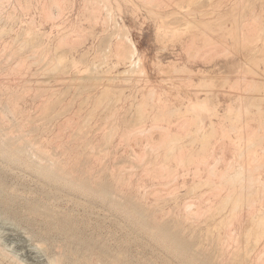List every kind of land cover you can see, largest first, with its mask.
<instances>
[{
  "label": "rangeland",
  "instance_id": "1",
  "mask_svg": "<svg viewBox=\"0 0 264 264\" xmlns=\"http://www.w3.org/2000/svg\"><path fill=\"white\" fill-rule=\"evenodd\" d=\"M40 1L41 0H8V1L0 0V5H2L0 6V25L2 26V27L0 26V32L2 31L0 33V83H1L0 84V87H1L0 88V111H1L0 113L2 115L0 114V116L1 117L3 116L4 118V119L0 118V137H1L0 138V214L1 215L0 216H2L0 219V225H1L0 226V248H1L0 249L1 250L0 251L1 252L0 253V264H5V263L9 264L10 260H11L10 264L12 263L15 264L17 261L22 264L23 263L24 264H47L49 261H51L52 257L54 260V256L57 259L56 264L57 263L62 264V262H64V264H71V263L72 264L74 263L75 264L76 263L77 264H105V263L108 264L110 259L115 258V257H120L121 261L123 260V263L121 264H167L159 257L160 254L157 252L161 251L162 249H165L163 248L162 243H164V241L170 242L168 241L169 239L166 240L165 237L163 236H160L157 234L154 235V234H151L150 232H147L146 230L147 222L143 220L139 215H134L135 212L132 210V207L131 205H129V202L126 197L125 199H123L118 196V194L114 190V187L116 185H114V187L113 186L111 187L112 189H110L109 194H104V192H101V190L99 191V185L94 184V187H95L94 188V187H90L88 185L82 184L81 180L84 176L82 175V172L84 171V168L86 171L87 166L89 165H91V167L89 166L90 168L88 170L92 169L90 172H93V173L99 172L100 169H98L97 167L100 163H102L100 164L99 168H101L102 165H103L102 166L103 168L105 165L106 171L104 169L102 170L101 168L100 170L101 175H105L107 173L112 172V170L110 169L112 168L113 171L116 170L120 172L122 170L120 173H122L124 170L123 175L125 176L127 172H128L127 175L131 176V174H133L132 180L136 179L137 177H141L143 186H140L142 188L139 187L140 189L139 193L142 194V191H144V194L146 195L145 201L151 207H154L155 198H154V195L151 196L152 195L151 193H154L155 187H159V186L155 185V180L153 179V177H152L153 180H151L150 173H154L153 170L158 171V168L155 165H151V164L148 165L149 158H153L152 151H151L152 154L149 153L152 147L147 148V149L145 148L144 150V147H148L146 145L147 142H146V139H144V137L146 136L145 134L149 135V130L151 131L150 124L152 121H142L143 122L142 124V122L138 118V115H137L138 112L136 113L138 107L137 105L135 106V104L141 101V95L142 94L145 95L151 92V90L153 89V93H154L153 101H155V90L156 91L159 90L158 91L159 95H161L163 99H166L164 104L167 103V105H169L170 107L176 106V105L184 106V102L187 101L186 98L188 99V97L190 98H193L196 96L204 97L206 94H210L214 96L216 95L217 99L220 100L218 108L221 111V113H223L226 110L227 106L230 104H234L235 106L238 105L239 100H241L239 104H241V107L243 108L244 101L246 100V98L249 101H252L253 104H259L262 108H264V89H263L264 88V77H263L264 71L262 72V69H259L264 64L263 63L259 64L258 62H255L252 58H251L252 60L250 61L249 58L245 57L246 51L249 50V47L246 49L245 48L240 49V52L244 54L241 56L242 61L240 60L241 58L238 57L237 55L236 56L222 55L223 53L227 52L226 51L227 49L230 51L233 47L231 46V44L227 45V42L225 41H224L225 43H223L222 42L223 40L220 39V35L218 32H213V31L210 32L211 30H205V28H204L205 32L206 31L210 32V33L206 32V37L209 39L210 37H212L210 39L211 41L210 40L208 41L207 38H206L207 40L202 39L203 37L201 35H200L201 37H198L199 39L194 38L193 40H191L188 35L189 33L188 34L186 33V35L184 34L183 38H178L177 36L174 37L170 32L171 29H173L172 28L173 25L168 24V23L173 22L174 20L178 19V17L181 14L176 13L177 15H179L178 17L174 13L167 14L166 16L163 13L164 11H161L162 12L161 13L159 12V9L158 10L155 9V0H153L154 2H152V0H145V1L144 0H99V1L98 0H92V1L91 0H61L63 3V4L61 3V6H62L61 9H57L58 7L56 8L54 4H52V8L50 9L51 4L49 5L48 3L47 4L44 3L45 1H41V2ZM36 2L37 3L39 2V3L36 4ZM151 2L154 4V6ZM45 4L49 6L48 10L46 9L47 14L45 12H42L43 11L42 7ZM95 6L97 9L95 8ZM18 7L21 10H18L17 9ZM49 9L51 13L49 12ZM92 9L96 11H93ZM202 9L203 8H200L199 10L201 11ZM58 10L59 11L61 10V12H59ZM205 10H207V8L203 9L202 12H204ZM9 12L10 14H8ZM90 12L91 13L93 12L94 14L92 13L91 15ZM192 13L193 14H191V16L190 14L187 16L186 15L184 16L186 18H192L196 12L193 11ZM49 14H52L53 16L50 15L52 16L50 17ZM199 15H202V14L199 13ZM199 15L197 12L195 17ZM208 15L205 14L204 15L205 17L203 16L202 19L204 18V20L206 21L211 20V19H207ZM224 15L227 16V13H225ZM217 16H222V15L218 14ZM228 16H231V14L228 13ZM48 18L50 19L47 20ZM208 18H212V16ZM161 21H163L164 23ZM116 26L118 27V29ZM121 30H122L121 34L123 33V31L125 32V34L127 33L126 35L132 38V40L135 42L138 48V54L142 58L141 59L142 61L140 60L141 65L139 66L141 67L144 66L142 68L143 70L141 68L140 70H138L137 68V72L143 71L141 74L140 72L139 73L126 72V70L124 69H126L128 65L125 64L123 61H121L120 56L116 54L118 52L116 50H113L115 47L114 44H116V40L122 41V43L125 44L123 39L122 40H120L119 38L117 39ZM192 30L196 34L199 33L198 29H192ZM43 32L46 35H44ZM39 34H41L43 37L40 36ZM17 35L18 37L19 36L22 37V39H24L25 37L24 42L27 41V38L31 37L32 39V42H31L32 45L30 47H27L25 50H23L22 53L20 52L19 48H17L19 51H17L16 49L17 45L15 44H16ZM18 37H17V40H18ZM63 37L64 39L61 40L60 38H63ZM40 39L42 40V42ZM75 39H78V40H75ZM81 39L83 40V42L81 41ZM20 41L21 39H19L17 43H19ZM22 42L23 40L20 42V45L24 44V42L23 43ZM76 44L77 45L79 44V46H77ZM207 44L209 48L212 47L214 49L212 50V52L211 51L209 52V50L212 48L209 49ZM213 45L215 48L213 47ZM225 45H227L228 47L226 46V50L223 51L222 49H225ZM240 45H238V49ZM17 47H20V46H17ZM43 47L45 49L46 48L51 49L53 47L55 48L53 50H56V47H58L57 51L60 54L59 56H61L60 57L61 64H63V61H64L63 67L62 66L57 67L54 70H52L53 68L52 66H54L55 65L54 64L51 66V68H49L50 72H49V69L46 70L43 62L47 61L46 58L48 57L40 59L41 58L40 53H42L44 50ZM108 47H110L111 50H109ZM203 51L204 52L207 51L211 53L209 54L211 55V57L209 55H207V57L204 55L201 57L200 55L204 54ZM196 52L199 54L193 57V55ZM215 52H217L218 54ZM232 52L234 53L235 50H232ZM43 55H45V53H42V56ZM116 55L119 56V58H117ZM247 60H248L247 64L248 65L250 64L251 67L253 65V67L258 68L259 71L261 70L260 71L261 74H258V72H255L254 70H251V72L250 71L240 72V70L239 72L238 71L234 72L239 67H244L245 66L244 61H247ZM68 64H69V67H68V70H67L68 72H67L63 69L67 68L66 66H68ZM12 69L14 70L12 71ZM57 69L59 73L57 72ZM62 70L63 72L65 71V73H60V71ZM47 76H49L50 78L48 79ZM56 76L65 78L63 79V81L65 80L64 81L65 84L63 81L61 82L62 79H60V81L58 80V82L57 80H55V83H54V78ZM70 76H73V78H70ZM130 76L132 77L128 78ZM98 78H99V81H98ZM127 78L128 80L129 79L130 80L127 81ZM133 79L135 80L137 79V80L135 81ZM77 81H79L80 83H78ZM56 82L58 84L61 82V85L58 86L57 90H54L52 88L53 89L52 91L51 85L56 84ZM42 83L43 84L46 83L45 86L47 85V88L49 89V92H48V89H46V91L44 92V95L43 93H41L40 95L41 90L45 88ZM68 83L70 84L68 85ZM128 83H131L132 85L130 84L128 86ZM123 84L127 85V87L123 86ZM4 85L6 86L4 87ZM39 85H40V88H39ZM199 85H201L200 88H199ZM35 86L36 87L38 86L36 88L37 90L34 88ZM105 86H107V88H111L113 86V88H111L110 90L111 91L114 90V91L111 93V91H109L106 88L109 92L106 95V98H104L105 100L103 99L104 101L103 100H102L103 102L101 101L100 103L101 105L99 104L96 105L97 97L101 96L104 92H107V90H105ZM120 86L121 87L123 86V87L120 88ZM256 86L258 87L260 86L259 88L260 90L256 89L258 88ZM9 87L11 88L9 89ZM4 88H5V91H4ZM247 88H248V92L246 90ZM11 89L15 90V92L11 91ZM258 90L260 93H258ZM55 91H58V92H55ZM61 91H62V94H61ZM52 92H53V95H51ZM37 93H39V95H37ZM58 93H60L62 96H63V93H65V95L63 96L64 98L61 99L62 100L61 102L59 101V97H61V95ZM134 93L135 95H133ZM57 95H59V97H56ZM46 96L47 97L50 96L49 97L50 101H52L51 104L54 102V100L57 101L55 97L58 98V102H60V104H57V102L56 103L54 102L55 106L54 104H52L53 106H51V104L49 103V99L46 98ZM108 96L113 97V98H110V102H108V98H109ZM242 96L243 98H241ZM43 99H45V102ZM46 99L48 100V102ZM112 99H114V101H112ZM117 99L118 101H116ZM2 101L4 104L2 103ZM46 102H47V105H46ZM41 103L42 104L45 103V107L41 105ZM104 103H106V105H104ZM3 105H5L7 110L4 109L5 107L2 108ZM46 107H48V109L50 107L49 111L47 112H45L47 110ZM8 108H10L9 109L10 111H8ZM42 108H45V111H43ZM244 110L245 109H243V111ZM243 111L241 109V113H244V115L242 114L243 118L245 119L244 125L246 126L247 124L248 127L250 128L248 129V127L244 126L245 128H247L244 130L243 126H241V124L243 125V122L242 123L237 122L236 125L241 126L242 130L244 131V134H247V132L251 128L252 130L254 129L255 131L256 126L258 125V121L255 119H251L250 117L251 114H249V112L247 113L246 110L245 112ZM251 111L256 112V108L253 106L251 108ZM46 113L48 115H46ZM247 114L250 119L248 118ZM89 115H91V118L93 115H95L96 117L94 116L93 119L90 120V118L88 117ZM172 115L171 117H174ZM50 116L51 117L53 116V118H50ZM78 116H79V119L77 118ZM136 116L138 118V121L136 119ZM86 117H87V121H85ZM111 118L112 119L114 118V120L111 121ZM166 119L168 118L166 117ZM244 119L242 121H244ZM79 120L83 121V122L81 121L82 126L84 124L83 126L84 128L82 127L83 130L80 129L81 130L80 132L82 133H85L87 131L85 123L89 122L87 127L90 126L91 129L88 128L90 132L87 131L88 133L85 134L86 136H84V134L82 135V133L80 134L82 135L81 137L80 135H76L79 132V130H77V128L79 127L78 124L79 125L81 124ZM110 121L111 123H109ZM170 121L172 124L170 123L169 124L170 126L167 125L168 127H172L174 122L175 123L177 121L178 123L180 122V120H177L176 117L172 118ZM216 121H218V118L216 119ZM73 122L74 124L71 125V123ZM165 122H166L165 120L162 121V123H165ZM230 122L231 121L226 120L222 123L224 125L217 124L216 131H218L217 132L218 134L213 136L214 140H213V137L211 138L216 148L218 147V145L224 147L223 158H222L224 159L223 160L224 162L220 160L218 162V166H219L218 170L220 172L225 168L224 167L225 164L223 163H225L227 158H228V161H231V159L233 160V158L238 157L236 156L238 153L236 155L233 154L234 152L232 151V147H234V145L232 146V144L229 141H226V139H224L227 136L222 135L223 127H228V125L226 126V124L227 123L229 124ZM59 123L63 125L61 126ZM65 123H69L68 126L70 127V130L73 129L75 140L71 138L73 134H70L69 127L68 126H66V128L64 127ZM100 123L102 126L104 125L105 126L102 127L100 125V128L102 129L99 128V130L101 131H96V127L98 128ZM138 123H141L142 128L144 130L143 132H145L144 134H141V136L139 137L142 140V142L136 146L133 143H131L129 140L126 142V137L123 135L124 136L123 138L125 139V142H126L125 143L124 139L122 138V134L120 133L122 131H123L122 133H124L126 130H128L131 127H133L131 129H135L136 126L132 124L138 125ZM107 124H110V125H108L107 127L106 126ZM115 124L119 130V133L117 130L116 134H113L114 136L112 135V138H113L112 141H110L111 139L110 135H109L110 139H109V136H106L107 138L105 136L103 137V135L100 137L101 134L105 135V133L108 132L110 128ZM91 125L93 126V128ZM19 126H21L22 129L21 127L19 128ZM218 126H222V127L218 129ZM6 127H9L7 128L8 131ZM34 127L36 129H34ZM105 127L107 130L106 132L104 130ZM146 127H148L147 128L148 132L146 130ZM75 128L78 131L77 133L75 132ZM224 129L225 131L229 132L228 128L227 129L224 128ZM238 129L240 130V127L236 128V130ZM1 130L2 132L3 131L6 132L5 135L4 133L3 135H1L2 134ZM92 130L95 131L96 134L94 132L92 134ZM236 130H233V131H236ZM101 132H105V133H101ZM151 132L153 133L154 138L155 137L157 139L161 138V136L158 135L157 131H156V136H155V130L152 129ZM230 132L232 131L230 130ZM19 133L20 134L22 133L23 135L22 134L20 135ZM17 134H19V136H17ZM90 134H91V138L93 139L88 137L90 136ZM119 134L122 139L119 138ZM219 135H222L224 138L221 136L223 139L222 138L220 139ZM230 135L232 137H235V135L233 136V132L230 133ZM4 137L5 139H3ZM54 137L55 139L58 137L59 138L55 140ZM87 137L90 140H92L90 144L87 143V140H88ZM17 138L18 140L21 139L20 141H22V139L25 141V142L24 141L21 142L22 148L24 146V143L26 144V146H28V147L26 146L24 147V149L28 148V150L26 149L24 153H23V149H21L20 147V142L17 140ZM47 138L48 139L50 138L49 141ZM52 138H53V141H52ZM100 138H101V142H100ZM103 138L105 140H103ZM227 138L229 140V136ZM245 138L242 140L243 143H245ZM102 140L104 141L105 144H106L105 141L107 142L109 141L110 144L108 143L106 145L107 147H105ZM11 141H12V144H11ZM28 141H30L31 144L38 143V146L37 145L33 146L30 143H28ZM56 141L58 142V146L56 145L57 144ZM215 141H217L218 144ZM221 141H224L222 142V145H221ZM8 142L10 143L11 146L9 145ZM99 142L100 144H103V147H104V149L102 148V153H100L101 150H99L100 152H98L97 148L95 147V146H98V149H101L102 145L97 144ZM39 143L41 146H39ZM59 143H60V146H59ZM66 143H67L68 148L65 147L63 149ZM79 143L81 145H78ZM83 143L85 145L88 144L89 151L91 150L90 148L94 149L95 147L94 151L96 153L92 150L90 151L91 153L90 155L87 147L86 148L84 147L85 149H83L82 147ZM152 143L155 144V139ZM262 143L264 144V138H263ZM14 145H17L19 147L15 146V149H14L13 148ZM50 145L52 146L53 149L51 148ZM76 145L79 147H77ZM127 145L132 149V151L129 150ZM73 146L74 148H77V149H74ZM133 147L135 150L133 149ZM42 148L47 150L46 151L47 156L51 154L50 156L53 157L52 159L55 158L53 160L54 163H52L51 160H49L50 164L51 163L54 164L55 169H52L53 168L52 165H51L52 168L49 167V169L51 168L50 170L52 171L46 169L48 168L47 166L48 158L46 157L42 158V155H43L42 152L45 153V150H43ZM20 149H21V153L19 152ZM40 149H42V152L40 151ZM110 149L112 151H108ZM148 149L150 150L148 151ZM79 150L80 152L82 150L83 153L87 151L86 155L85 154L83 155L88 156L89 154L91 156L90 160L88 159L89 164L87 163V166L82 164L87 159V157L85 158V156L82 155V152L79 154ZM103 150L105 151L103 152ZM133 150L140 156L141 154H144L145 158L149 157L147 161L142 163V165L140 164L142 168L141 166L137 167V164L139 163V162L137 163V161L143 162V160H146V159L142 158V160L140 159L136 160L135 158H133L131 156L132 154L131 152H133ZM26 151L28 153H26ZM38 151H40V154H42L40 155V157H39ZM61 152H62V157H61ZM127 153L130 154L131 158H129L130 156ZM32 154H33V157H32ZM94 154L98 155L96 162L94 161ZM212 154L213 155L216 154L218 156L219 154L222 155V153H219V151H215ZM66 155L71 157L70 159L72 161L71 162L69 160L68 164H66L67 171L71 172L70 175L66 173L62 174L61 172H58L59 169L57 170L56 169L57 167H55L57 166V164L55 163L59 162L57 161V158H59V156H60L59 160L66 162V159L68 158V156L66 158ZM73 155L75 158L73 157ZM242 155L243 156L238 158L239 161H244V162L249 161V159L246 158L247 157L246 152H244V154ZM260 155L264 156V153H260ZM50 156H49V159H50ZM34 157L35 159H33ZM45 159H46V163L44 164ZM81 159L83 160L82 163H81L82 161ZM76 160L77 162L75 163ZM103 160H104V163H103ZM210 160H212V158H210ZM90 161H92L93 164L94 163L96 164H94L93 166V164H91ZM228 161H226V163H228ZM220 162H223V163L221 164ZM72 163H75L73 168H72V165H73ZM79 163L80 165H77ZM134 163L136 164V168H135ZM50 164L48 163L49 166ZM146 164L147 166L145 167V170L148 169L147 171V173H149L148 175L146 171L145 173L142 172V170L144 171V165ZM236 164L237 162L234 163L232 168L237 166ZM44 166L45 168H43ZM119 166H120V169H118ZM152 166L155 168H153ZM107 167H108V170H107ZM178 168L179 169H176L178 172L176 173L174 171L173 173V175H176V174L178 176L180 175L179 177L176 175L177 178L175 176L177 181H175V179L173 178L171 183H168L166 186L161 185V188L163 189L162 190L163 197L166 194H168L167 195L168 200L166 201L167 203L164 202V207L166 209L171 208L172 207L171 205H173V200L169 198L171 196L170 193H172V191L174 193L173 196L178 195L180 198V201L186 200V202L188 201L189 203L190 201L191 203L196 202V200L198 201L200 199V197H198L200 194H201L200 196H209L212 193L211 192L212 190L210 189L211 191H209L208 190L209 188L207 189L206 186H202L200 188L197 186L196 188L194 187L195 188L194 190L192 188L194 183L192 182L193 176L191 174V171H188L189 173H187L186 175L185 174L187 172L186 170H184L180 166ZM232 168L230 167V169H228L229 173L230 172L233 173L236 167L231 171ZM79 170L81 171V173ZM53 171H55V173H53ZM261 171L264 172V168ZM86 172H89V171H86ZM56 173L57 174L59 173V174L57 175ZM55 174L57 176H55ZM60 174L62 176V177L60 176L62 179L58 178ZM143 174L147 176H144ZM66 175L67 177L65 178ZM80 175H82V177ZM190 178H192V180ZM110 179L112 180V177ZM239 179H236L238 182L235 180L236 183H239V185L241 183L244 184L245 183L244 180L247 181V179H245L244 177L241 179L243 182L241 180L239 182ZM63 182L65 184H63ZM114 182L115 180L113 181V183ZM228 183H230V181ZM81 185L86 186V187H81ZM228 185L229 186H227V182H226V185L225 184L221 185L222 188L219 186V189H220L219 191L220 192L222 191L223 193L227 187H230L231 184H228ZM235 185L237 186V184ZM126 186L127 185L123 184L121 189L124 192L128 193L127 189H131V187L126 188ZM167 186L168 188H164ZM172 187L174 189H172ZM175 187L177 188V190ZM190 188L193 190H191ZM205 190L207 191L205 192ZM133 191L135 192L136 190L133 189ZM145 191L146 192L149 191V192L145 193ZM62 192H64L65 194L63 193L62 195ZM110 193L112 195H110ZM46 194H47L48 199L46 198ZM72 196H73V199H72ZM116 196L119 198H117ZM103 197H106V198L103 199ZM113 198L115 200H113ZM80 199L81 201H78ZM74 200L75 201L77 200V201L75 202ZM161 203H163V201H161ZM127 208L128 209L131 208V209L127 210ZM243 208L245 207L241 206L242 210H244ZM44 209H46L47 214L49 213L48 215H46ZM245 209L246 210H244L243 212L241 211V214L246 213L247 208ZM52 210L54 213L56 212L57 215L50 214V212L52 213ZM35 211L38 213H35ZM42 214L43 216H41ZM44 214L48 218L44 216ZM92 214L95 217H93ZM6 220H9V221L7 222ZM201 225L204 226L205 223H201ZM235 225H237V222H235ZM237 227L235 230L236 234H233L234 236H236V238H237V235H239L237 231L238 232L240 231V230H237L239 229V227L238 228ZM131 228H134L135 230L133 231L131 230ZM24 235L26 236V238ZM240 236H242V234H240ZM240 236L238 237L239 239H240ZM234 239L235 237L231 239L230 242L233 244L235 243L237 244L238 242H240L242 238L236 242L235 240L237 239L235 240ZM260 241H262V239ZM36 242H39V243H36ZM38 244H39V247H38ZM57 248H58V252H57ZM41 249L44 251L42 252ZM259 250L260 249L258 250L256 249V250H253V252L254 251L258 252ZM206 251L211 252V250H206ZM175 252L176 253L170 255V258L172 259V263L170 264H197V263L189 261L191 260L190 253H186L185 251H182V250H177L176 248H175ZM107 253L109 255H106ZM87 255H88V258L86 259V261L87 260L89 261L90 259V262L88 261L86 262L85 259H83V256L86 258ZM111 255L113 256L111 257ZM78 257H79V261H76L78 260ZM59 258H60V262L58 261ZM105 258L108 260V262H106L107 260ZM46 259H49V261ZM6 260L8 262H6ZM13 260L15 261V263ZM48 264H50V262Z\"/></svg>",
  "mask_w": 264,
  "mask_h": 264
},
{
  "label": "bare ground",
  "instance_id": "2",
  "mask_svg": "<svg viewBox=\"0 0 264 264\" xmlns=\"http://www.w3.org/2000/svg\"><path fill=\"white\" fill-rule=\"evenodd\" d=\"M8 1V0H7ZM41 1H45L44 3H48L49 5L51 4V7L50 9L52 8V4L55 5V7L57 9H61L62 6H61V3L62 1L61 0H41ZM40 1V2H41ZM48 1V2H46ZM51 1V2H50ZM92 1V0H91ZM99 1V0H98ZM145 1V0H144ZM15 2V1H14ZM86 2V1H85ZM149 2V1H147ZM152 2H154L152 0ZM151 2V3H152ZM23 3V2H22ZM39 3V2H38ZM36 2V4H38ZM97 3V2H96ZM10 4V2H9ZM16 4V3H15ZM41 4V3H40ZM45 4V5H46ZM63 4V3H62ZM99 4V3H98ZM147 4V3H146ZM153 4V3H152ZM30 5V3H29ZM43 6L42 9L43 11L42 12H46V9L48 10V7L49 6ZM53 5V7H54ZM2 6V5H0ZM19 6V5H18ZM41 6V5H40ZM91 6V4H90ZM154 6V4H153ZM11 7V6H10ZM34 7V6H33ZM36 7V6H35ZM47 7V8H46ZM15 8V7H14ZM23 8V7H21ZM96 8V6H95ZM94 8V9H95ZM200 8H207V10H205L204 12L203 9L200 11L199 9ZM18 10H21L19 9V7L17 8ZM25 9V8H24ZM50 9H49V12H50ZM91 9V8H90ZM89 9V10H90ZM97 9V8H96ZM99 9V8H98ZM155 9H159V12L161 11H164L163 13L167 16V14H171V13H174L175 15L177 14H181L180 16L177 15L178 19L174 20L173 22H170L168 24H172V28L171 29V34L175 37L177 36L178 38H183L184 37V34L186 35V33L189 35L190 39L193 40L194 38H198V37H203L202 39H205L208 41L212 38L210 37L207 38L206 37V32H209V31H206L205 30H211L210 32H218L219 35H220V39H222L223 43L227 42V45L228 44H231V46L234 48H232L230 51L227 49L226 50V46L225 45V49H222L223 51H227L225 53H223L222 55H225V56H229V55H234V56H238L241 58L242 55H244L242 52H240V49H243V48H248L249 47V50L246 51V55L245 57L246 58H249L250 61L253 59L255 62H258L259 64H264V0H155ZM221 9V10H219ZM27 10V9H26ZM25 10V11H26ZM93 10V9H92ZM197 10V11H195ZM199 10V11H198ZM12 11V10H11ZM10 11V12H11ZM59 11V10H58ZM93 11H96V10H93ZM196 12L194 14V16L192 18H186L184 15H189L191 16V14H193L192 12ZM10 12L8 14H10ZM61 12V10L59 11ZM158 12V14H159ZM198 12V15L199 13H201L202 15H199L202 19V17L206 14L208 15L207 16V19H211L209 21H206L204 20V18L201 20L199 16L195 17L196 14ZM12 13V12H11ZM14 13V11H13ZM51 13V12H50ZM91 13V12H90ZM93 13V12H92ZM91 13V15H92ZM162 13V12H161ZM177 13V14H176ZM227 13V16H225L224 14ZM228 13L231 14V16H228ZM94 14V13H93ZM218 14H221L222 16H217ZM52 15V14H49V16ZM53 16V15H52ZM50 16V17H52ZM184 16V17H183ZM189 16V17H190ZM214 18H208V17H211ZM199 17V19H198ZM205 17V16H204ZM197 18V20H196ZM50 18H48L47 20H49ZM163 22V21H161ZM164 23V22H163ZM116 24V23H115ZM114 24V26H115ZM167 24V23H166ZM117 25V24H116ZM1 26V25H0ZM162 26V25H161ZM2 27V26H1ZM117 27V26H116ZM120 28V27H119ZM171 28V27H170ZM205 28V30H204ZM207 28V29H206ZM118 29V27H117ZM122 29V28H121ZM192 29H198L199 33L196 34ZM126 30V29H125ZM2 32V31H1ZM0 32V33H1ZM122 30L120 31L119 33V36L117 37V39L119 38L120 40H124L125 44L122 43V41H117L116 39V44H114V49L113 50H116L118 53L119 56H120V59L121 61H123L125 64H127L128 68L126 67V72H137V68L138 70H140V68L142 69L143 67L139 66L141 65L140 63V60L142 59L140 57V55L138 54V48L135 44V42L132 40V38H130L128 35L125 34V32L123 31V33L121 34ZM127 32V31H126ZM209 32V33H210ZM44 33V32H43ZM36 34V33H35ZM38 34V33H37ZM42 34V33H41ZM41 34H39L40 36H42ZM44 35H46L44 33ZM65 35V34H63ZM67 35V34H66ZM201 35V36H200ZM210 35V34H209ZM48 36V34H47ZM76 36V35H75ZM79 36V35H78ZM211 36V35H210ZM17 37L18 35L16 36V44L17 46H20V47H17L16 46V49L19 48L20 52L22 53L23 50H25L27 47H30L32 45V39L31 37L30 38H27V41L24 42L25 40V37L24 39H22V37H18V40H17ZM43 37V36H42ZM176 37V38H177ZM209 37V36H208ZM15 38V37H14ZM51 38V37H50ZM68 38V37H67ZM80 38V37H79ZM110 38V37H109ZM207 38V39H206ZM19 39H21V41L23 40L24 44L20 45V42L17 43V41H19ZM45 39V38H44ZM47 39V38H46ZM61 40L64 39L63 38H60ZM66 39V37H65ZM185 39V38H184ZM199 39V38H198ZM41 40V39H40ZM52 40V39H51ZM75 40H78V39H75ZM110 40V39H109ZM73 41V40H72ZM71 41V42H72ZM81 41L83 42V40L81 39ZM211 41V40H210ZM225 41V42H224ZM22 42V43H23ZM27 42V43H26ZM42 42V40H41ZM45 42V41H44ZM64 42V41H63ZM205 42V41H204ZM62 43V41H61ZM109 43V42H108ZM241 43V45H240ZM19 44V45H18ZM60 44V43H59ZM211 44V43H209ZM43 45V43H42ZM77 45V44H76ZM82 45V44H81ZM123 45V46H122ZM238 45H240L239 49H238ZM45 46V45H44ZM73 46V45H72ZM70 46V47H72ZM79 46V44L77 45ZM109 46V44H108ZM208 46V44H207ZM206 46V47H207ZM211 46V45H210ZM230 46V48H231ZM12 47V46H11ZM15 47V46H14ZM54 47V46H53ZM44 48L43 52L41 50L42 53H45V55L42 56V53H40V56L41 58L40 59H43V58H46L47 61L43 62L44 63V67L47 69L51 68L52 66V70H54L55 68L57 67H63V64H64V61H63V64H61V60H60V57L59 56L60 54L58 53L57 49L58 47H56V50H53L55 48ZM74 47V46H73ZM76 47V46H75ZM214 47V45H213ZM228 47V46H227ZM106 48V47H105ZM109 50H111L110 47H108ZM209 48V46H208ZM212 48V47H210ZM209 48V49H210ZM215 48V47H214ZM60 49V48H59ZM207 49V48H206ZM17 49V51H19ZM212 50H214L213 48L209 50V52ZM232 50H235V52L233 53ZM108 51V50H107ZM208 51V50H207ZM204 52V54H201L200 55L201 57L204 55L207 57V55L211 54L209 52ZM245 51V50H244ZM15 52V50H14ZM109 52V51H108ZM217 53V52H215ZM220 53V52H219ZM107 54V53H106ZM189 54V53H188ZM199 53H195L193 55V57L195 55H197ZM218 54V53H217ZM216 54V55H217ZM62 55V54H61ZM39 56V57H40ZM117 56V55H116ZM119 56H117V58H119ZM211 57V55H209ZM213 56V55H212ZM215 56V55H214ZM205 57V58H206ZM244 58V59H246ZM252 58V59H251ZM62 59V58H61ZM242 61V58L240 59ZM142 61V60H141ZM55 62V63H54ZM118 62V61H117ZM248 60L247 61H244L245 63V66L244 67H239L236 71L234 72H240L241 71H250L251 70H254L255 72H258V74H261L260 71L258 70V68H255L251 67V65L247 64ZM254 62V63H255ZM6 64V63H5ZM253 64V63H252ZM258 64V65H259ZM2 65V64H1ZM47 65V66H46ZM256 65V64H255ZM67 68L63 69L65 71L68 70V67H69V64L68 66H66ZM184 67V66H183ZM182 67V68H183ZM12 68V67H11ZM44 68V69H45ZM72 68V67H71ZM259 69H262V72L264 71V65L261 66V68ZM14 69H12L13 71ZM60 70V69H59ZM60 71V73H65V71L63 72ZM143 70V69H142ZM76 71V70H74ZM145 71V70H144ZM43 72V70H42ZM49 72H50V69H49ZM57 72L59 73L58 69H57ZM56 72V73H57ZM68 72V71H67ZM140 72V71H139ZM137 72V73H139ZM143 71L140 72V74L142 73ZM45 73V72H44ZM55 73V74H56ZM73 73V72H72ZM49 74V73H47ZM72 75V74H71ZM131 75V74H130ZM62 76V75H61ZM74 76V75H73ZM73 76H70V78H73ZM48 79L50 78L49 76H47ZM132 76L128 77V78H131ZM264 77V76H263ZM3 78V76H2ZM54 78V77H53ZM79 78V77H78ZM96 78V77H95ZM103 78V77H102ZM109 78V77H108ZM115 78V77H114ZM126 78V77H125ZM127 78V81H129ZM203 78V77H202ZM38 79V78H37ZM42 79V78H41ZM61 82L63 81V79L65 78H61L59 76H56L54 78V83H55V80H58ZM107 79V78H106ZM112 79V77H111ZM117 79V78H116ZM69 80V79H68ZM72 80V79H71ZM126 80V79H125ZM124 80V81H125ZM135 80V79H133ZM137 80V79H136ZM135 80V81H136ZM48 81V80H46ZM65 81V80H64ZM63 81V82H64ZM90 81V79H89ZM98 81H99V78H98ZM107 81V80H106ZM105 81V82H106ZM134 81V82H135ZM226 81V80H225ZM261 81V80H260ZM4 82V81H3ZM41 82V80H40ZM45 82V80H44ZM43 82V83H44ZM50 82V80H49ZM56 82V84H50L51 85V90L53 91L54 90H57L58 86L61 85V82L58 84ZM70 82V81H68ZM78 83H80L79 81H77ZM104 82V83H105ZM122 82V81H121ZM126 82V81H125ZM133 82V83H134ZM262 82V81H261ZM7 83V82H6ZM26 83V82H25ZM35 83V82H34ZM42 83V84H43ZM108 83V82H107ZM1 84V83H0ZM46 84V83H45ZM41 90L40 92V95L41 93H43L44 95V92L46 91L47 88V85ZM65 84V82H64ZM70 83H68L69 85ZM111 84V83H110ZM116 84V83H115ZM114 84V85H115ZM131 83H128V86L130 85ZM257 84V82H256ZM255 84V85H256ZM72 85V83H71ZM70 85V87H71ZM106 85V84H105ZM113 85V84H112ZM119 85V84H118ZM132 85V84H131ZM234 85V84H233ZM236 85V84H235ZM6 85H4L5 87ZM49 86V84H48ZM93 86V85H92ZM108 86V85H107ZM107 86H105V90H109L111 91L110 89L113 88V86L111 88H107ZM111 86V85H110ZM116 86V85H115ZM114 86V88H115ZM123 86H126L125 84H123ZM122 86V87H123ZM204 86V85H203ZM232 86V85H231ZM249 86V85H248ZM247 86V87H248ZM262 86V85H261ZM38 87V86H37ZM36 86L34 87L35 89L37 88ZM62 87V86H61ZM60 87V88H61ZM78 87V85H77ZM76 87V88H77ZM118 87V86H117ZM120 86V88H122ZM201 87V85H199V88ZM207 87V86H206ZM253 87V85H252ZM255 87V86H254ZM258 87V86H256ZM1 88V87H0ZM8 88V87H7ZM6 88V89H7ZM11 87H9L10 89ZM39 88H40V85H39ZM53 88V89H52ZM107 88V89H106ZM234 88V87H233ZM246 88V87H245ZM260 86L256 89H259ZM65 89V87H64ZM62 89V90H64ZM70 89V88H69ZM208 89V88H207ZM210 89V87H209ZM235 89V88H234ZM250 89V87H249ZM254 89V88H253ZM264 89V88H263ZM8 90V89H7ZM37 90V89H36ZM50 90V92H51ZM67 90V89H66ZM81 90V88H80ZM107 92H104L101 96L97 97V100H96V105H101V101L106 98V95L108 94V91ZM113 90V89H112ZM247 92H248V88L246 89ZM245 90V91H246ZM252 90V89H251ZM260 90V89H259ZM258 90V93H260ZM4 91H5V88H4ZM3 91V92H4ZM11 91H14L15 90H12ZM60 91V90H59ZM114 91V90H113ZM111 91V93L113 92ZM159 91V90H158ZM158 91L155 90V101H153V89L151 90V92L147 93V94H140L141 95V101L137 102L135 104V106L137 105V115H138V118L140 119V121H152L150 126H151V131L152 129L155 130V136H156V131L158 132V135L161 136L160 139H157L156 137L154 138L153 137V133L149 130V135L148 134H145L146 136L144 137V139H146V142H147V146L148 147H144V150L145 148H151L148 149V151L150 150L149 153H153V158H149V164L148 165H155L157 168H158V171H154V173H150L151 174V180H155V185H158L159 187H155V192L154 193H151L150 195L153 196L154 195V198H155V206L154 207H151L146 201H145V197L146 195L144 194V191H142V194L139 193V187L140 186H143V183H142V180H141V177H137L136 179L132 180V175H123V172L120 173L119 171H116L112 168H110L112 170V172L110 173H107L105 175H101L100 173V170L102 168H99L100 163L98 165V169L99 172H96V173H93V172H90L91 170H88L91 165L87 166V163L88 161L90 160V151H94L95 147L97 148L98 152H100L99 150H101L100 153H102V148L104 149L103 147V144H100L101 142V138H100V142L97 143L98 145H102L101 149H98V146H95L94 149L90 148L91 150L89 151V148H88V144H84L83 143V149H85L86 147L88 148V156H85L86 155V152L83 153L82 150V155L85 156V158L87 157V159L83 162V158L80 160L81 163L85 166H87V170L86 171H89V172H86L85 171V168H84V171L82 172V175L83 178L81 180V183L84 184V185H88L90 187H94V184L96 185H99V191L101 190V192H104V194H109L110 192V189H112L111 187L114 185H116L114 187V190L115 192L118 194V196L120 198H123L125 199V197L127 198L128 202H129V205H131L132 207V210L135 212L134 215H139L143 220H145L147 223V227H146V230L147 232H150L151 234H157V235H160V236H163L165 237L166 240L170 241V242H167V241H164V243H162L163 245V248L165 249H162L161 251H158L157 253L160 254V258L167 264H170L172 263V259L170 258V255L171 254H174L176 253L175 252V248L177 250H182V251H185L186 253H190L191 255V260H189L190 262H194V263H197V264H264V172L261 171L263 168H264V156L263 155H260V153H264V144L262 143L263 142V138H264V108H262L259 104H253L252 101H249L247 98L246 100L244 101V105H243V108L241 107V104H239L241 102V100H239V103L238 105H234V104H230L227 106L226 110L221 113V111L219 110L218 106H219V103H220V100L217 99L216 95H210V94H206L204 97H193V98H190L188 97V99L186 98V102H184V106H169L166 104H164V102L166 101V99H163L161 97V95H159ZM250 91V90H249ZM253 91V90H252ZM48 92H49V89H48ZM55 92H58V91H55ZM82 92V91H81ZM103 92V91H102ZM138 92V91H137ZM7 93V92H6ZM11 93V92H10ZM9 93V94H10ZM101 93V92H100ZM136 93V92H135ZM135 93L133 95H135ZM142 93V92H141ZM245 93V92H243ZM48 94V93H47ZM55 94V93H54ZM60 94V93H58ZM61 94H62V91H61ZM60 94V95H61ZM74 94V92H73ZM110 94V93H109ZM257 94V93H256ZM12 95V94H11ZM37 95H39V93H37ZM46 95V93H45ZM49 95V94H48ZM51 95H53V92L51 93ZM50 95V96H51ZM65 95V93H63V96ZM139 95V96H140ZM241 95V94H240ZM239 95V96H240ZM246 95V94H245ZM258 95V94H257ZM263 95V93H262ZM7 96V95H6ZM15 96V95H14ZM50 96H46V98L49 99V103L51 104L52 101H50ZM62 95L61 97H59V95H57L56 97H59V101L61 102L62 98H64ZM110 96V95H109ZM108 96V97H109ZM214 96V97H213ZM261 96V95H260ZM16 97V96H15ZM14 97V98H15ZM18 97V95H17ZM53 97V96H52ZM57 101L54 100V102L57 104H60V102H58V98H56ZM72 97V95H71ZM88 97V96H87ZM135 97V96H134ZM133 97V98H134ZM245 97V96H244ZM96 98V97H95ZM110 98H113V97H109L108 98V102H110ZM243 98V96L241 97ZM10 99V98H9ZM8 99V100H9ZM85 99V98H83ZM90 99V98H89ZM94 99V98H93ZM119 99V98H118ZM118 99L116 101H118ZM238 99V97H237ZM44 102H45V99H43ZM47 100V99H46ZM53 100V99H52ZM105 100V99H104ZM103 100V101H104ZM120 100V99H119ZM134 100V99H133ZM102 101V102H103ZM112 101H114V99H112ZM9 102V101H8ZM14 102V100H13ZM48 102V100H47ZM47 102H46V105H47ZM52 103L54 104L55 106V103ZM95 102V101H94ZM107 102V103H108ZM135 102V101H134ZM3 103V101H2ZM1 103V104H2ZM163 103V104H162ZM4 104V103H3ZM17 104V103H16ZM51 104V106H53ZM66 104V103H65ZM162 104V105H161ZM41 105H43L45 107V103H41ZM49 105V104H48ZM67 105V104H66ZM104 105H106V103H104ZM7 106V105H6ZM64 106V105H63ZM62 106V108H63ZM167 106V107H165ZM255 107L256 108V112H252L251 111V108L252 107ZM5 105L2 106V108H4ZM66 107V106H65ZM95 107V106H94ZM47 110L45 111V108H42L43 111L47 112L49 111L48 107H46ZM52 108V107H51ZM6 109V107L4 108ZM10 108H8V111ZM61 109V108H60ZM241 109L243 111V109L246 110V112L249 114H251V119H255L258 121V125L256 126V129L254 131V129L252 130V128L247 132V134H244V131L242 130V127L245 129V127H248V125L246 124V126L244 125V122H245V119L243 118V115L244 113H241ZM7 110V109H6ZM245 110L243 112H245ZM1 112V111H0ZM44 112V113H45ZM12 113V112H11ZM10 113V114H11ZM60 113V111H59ZM62 113V112H61ZM1 114V113H0ZM63 114V113H62ZM173 114V115H172ZM243 114V115H242ZM254 114V115H253ZM2 115V114H1ZM5 115V114H4ZM46 115H48L46 113ZM52 115V114H51ZM58 115V114H57ZM170 115V117H169ZM174 116V117H171ZM55 116V115H54ZM85 116V115H84ZM95 115L92 116L91 118V115H89L88 117L91 119H93ZM248 116V114H247ZM246 116V118H247ZM96 117V116H95ZM112 117V116H110ZM166 117L168 119H166ZM177 120H180V122L178 123V121L174 124L172 127H168L167 125H169L171 123V119L172 118H175ZM253 117V118H252ZM1 119H4L3 116L1 117ZM50 118H53V116ZM79 119V116L77 117ZM76 118V119H77ZM85 118V117H84ZM88 118V119H89ZM107 118V117H106ZM105 118V119H106ZM109 118V117H108ZM138 118L136 116V119L138 121ZM218 118V121H216V119ZM244 121H242L243 119ZM249 118V116H248ZM15 119V118H14ZM47 119V118H46ZM68 119V118H67ZM72 119V118H71ZM250 119V118H249ZM30 120V119H29ZM51 120V119H50ZM70 120V119H69ZM89 120V121H90ZM114 118L112 119L111 118V121H113ZM165 120L166 122L165 123H162V121ZM231 121L229 124L227 123L226 126L228 125V127H223V131H222V135L224 136H229V140L227 137H223L222 135H219L220 139L223 137L224 139H226V141H229L232 146L234 145V147H232V151L234 152L233 154L237 155L238 157L236 158H233V160L231 159V161H228V158L226 161H228V163H223L224 159L223 158V151H224V147L223 146H219L216 148L215 147V144L212 142L211 138L213 136H215L216 134H218L216 131V125L218 124H221V125H224L222 124L224 121ZM16 121V120H15ZM46 121V120H45ZM48 121V120H47ZM80 122L82 120H79ZM87 121V117H86V120ZM84 121V122H85ZM111 121L109 123H111ZM160 121V122H159ZM235 121V122H233ZM65 122V120H64ZM63 122V123H64ZM68 122V120H67ZM70 122V121H69ZM77 122V121H76ZM75 122V123H76ZM83 122V121H82ZM82 122H81V127L80 125L78 124V126L80 127H76L77 130H79V132L76 130L75 128V132L77 133L76 135H80L82 132H80L82 129ZM115 122V121H114ZM113 122V123H114ZM242 123L243 122V125L241 124V126H237L236 123ZM4 123V122H3ZM11 123V122H10ZM89 122L85 123V126L87 128V131H89L87 127ZM112 123V124H113ZM116 123V122H115ZM8 124V123H7ZM60 124V123H59ZM73 123H71V125H73ZM137 124V123H136ZM136 124H132V125H135L136 128L135 129H131L129 128L128 130H126L124 133H120L122 134V138L125 136L126 137V142L129 140L131 143H133L134 145H139L142 140L139 138L141 136V134H144L145 132H143V128H142V125L141 123H138V125ZM143 124V122H142ZM172 124V123H171ZM61 125V124H60ZM63 125V124H62ZM61 125V126H62ZM69 123H65L64 124V127L66 128V126H68ZM70 125V126H71ZM93 125V124H92ZM91 125V126H92ZM100 125L101 123L99 124V127L97 128L96 127V131H101L99 130L100 128ZM108 125L110 124H107L106 126L108 127ZM130 125V124H129ZM141 125V126H140ZM231 127H230V126ZM8 126V125H7ZM102 126V125H101ZM105 126V125H104ZM102 126V127H104ZM123 126V125H122ZM121 126V127H122ZM170 126V125H169ZM245 126V127H244ZM10 127V125H9ZM9 127H6L9 128ZM21 126H19L20 128ZM24 127V125H23ZM36 127V126H35ZM34 127V129H36ZM69 127V126H68ZM67 127V128H68ZM72 127V126H71ZM110 127V126H109ZM128 127V126H127ZM222 127V126H218V129ZM239 128L240 127V130H236V128ZM258 127V129H257ZM73 128V127H72ZM84 128V127H83ZM93 128V126H92ZM148 127H146V130H147ZM224 128H228L229 132L228 131H225ZM230 128V129H229ZM250 127H248L249 129ZM5 129V127H4ZM2 129V130H4ZM18 129V128H17ZM22 129V127H21ZM33 129V128H32ZM63 129V127H62ZM91 129V128H90ZM102 129V128H100ZM121 129V128H120ZM125 129V128H123ZM1 130V135H5L6 132H2ZM13 130V129H12ZM83 130V129H82ZM105 132L107 131L106 130V127H105ZM118 130V128L116 127V124L113 125L110 130L108 132H101V133H105L104 134H101L100 137L103 135V137L105 136H111V139H110V136H109V139L110 141H112V135L113 134H116V131ZM230 130L233 132V136L235 135V137H232L230 135ZM233 130H236V131H233ZM258 130V131H257ZM8 131V129H7ZM14 131V130H13ZM62 131V130H60ZM66 131V130H65ZM69 131H70V134H73V129L70 130V127H69ZM72 131V132H71ZM86 131V129H85ZM85 132V133H82V135L84 134V136H86L85 134L88 133V132ZM84 132V131H83ZM90 132V131H89ZM93 132L95 133V131L92 130V134ZM148 132V130H147ZM236 132V133H235ZM27 133V132H25ZM61 133V132H60ZM68 133V132H67ZM98 133V132H97ZM118 133H119V130H118ZM235 133V134H234ZM20 134V133H19ZM19 134H17V136H19ZM22 134V133H21ZM20 134V135H21ZM96 134V133H95ZM119 134V138H121ZM12 135V133H11ZM23 135V134H22ZM67 135V134H66ZM80 135V137L82 136ZM124 135V136H123ZM7 136V134H6ZM16 136V135H15ZM59 136V134H58ZM73 136V137H72ZM71 136L72 139H74V134ZM96 136V135H95ZM114 136V135H113ZM222 136V137H221ZM12 137V136H11ZM14 137V136H13ZM70 137V135H69ZM68 137V138H69ZM89 138H91V134L90 136H88ZM87 137V138H88ZM93 137V135H92ZM246 137V138H245ZM1 138V137H0ZM59 138V137H58ZM56 138V139H58ZM76 138V137H75ZM79 138V137H77ZM87 140V143H91L92 140ZM107 138V137H106ZM118 138V139H119ZM121 138V139H122ZM222 138V139H223ZM245 138V143L242 142V140ZM5 139V137L3 138ZM48 139V138H47ZM50 139V138H49ZM48 139V141H49ZM55 139V137H54ZM55 139V140H56ZM93 139V138H91ZM108 139V140H109ZM124 139V138H123ZM155 139V144H153L152 142L154 141ZM218 139V140H220ZM18 140V138H17ZM21 140V139H20ZM20 147H21V142L24 141L22 139V141H20ZM45 140V139H44ZM75 140V139H74ZM78 140V139H77ZM103 140H105L103 138ZM102 140V141H103ZM213 140H214V137H213ZM2 141V140H1ZM10 141V140H8ZM14 141V140H13ZM51 141V140H50ZM52 141H53V138H52ZM51 141V142H52ZM73 141V140H72ZM82 141V139H81ZM84 141V139H83ZM25 142V141H24ZM23 142V143H24ZM34 142V141H33ZM36 142V141H35ZM50 142V143H51ZM57 142V141H56ZM86 142V141H85ZM106 144L104 143V146L107 147L106 145L109 143V141H105ZM124 142H125V139H124ZM125 142V143H126ZM217 144L218 142L215 141ZM222 142L224 141H221V145H222ZM4 143V141H3ZM9 143V142H8ZM28 143L31 144L30 141H28ZM49 143V144H50ZM81 143V142H80ZM78 144V145H81V144ZM124 143V144H125ZM11 144H12V141H11ZM62 144V143H61ZM110 144V143H109ZM214 144V145H213ZM244 144V145H243ZM263 144V145H262ZM10 145V143H9ZM29 145V144H28ZM33 146L37 145L38 146V143L36 144H31ZM47 145V143H46ZM52 145V144H51ZM50 145V146H51ZM55 145V143H54ZM58 146V142L56 144ZM85 145V146H84ZM145 145V146H146ZM11 146V145H10ZM15 146L17 145H14V149H15ZM26 146V144L24 143V146L23 148L21 147V149H23V153L25 152V150L28 148H25L24 147ZM32 146V147H33ZM39 146L40 143H39ZM49 146V147H50ZM56 146V147H57ZM59 146H60V143H59ZM72 146V145H71ZM77 146V145H76ZM109 146V145H108ZM128 146V145H127ZM155 146V148H154ZM19 147V146H17ZM28 147V146H26ZM67 147V143L66 145L63 147V149ZM79 147V146H77ZM81 147V149H82ZM85 147V148H84ZM93 147V146H92ZM9 148V147H8ZM52 148V146H51ZM68 148V147H67ZM74 148V146H73ZM100 148V146H99ZM118 148V147H117ZM116 148V149H117ZM129 150L132 151V149L128 146ZM154 148V149H153ZM12 149V147H11ZM18 149V148H16ZM21 149H20V153H21ZM42 149L45 150V153L42 152ZM40 149V151L43 153L40 154V151L39 152V157L40 155H42V158L46 157L48 158V162H47V166L48 170H50L52 167L51 165L53 166L52 169H55L54 168V163L53 160L55 159H52L53 157L50 156V159H49V156H47L46 154V149L42 148ZM53 149V148H52ZM74 149H77V148H74ZM73 149V150H74ZM80 149V148H79ZM134 149V147H133ZM217 149V150H216ZM10 150V149H9ZM106 150V148H105ZM103 150V152L105 151ZM135 150V149H134ZM133 150V152H131V156L133 158H135L136 160H142V158H145V155L144 154H141L138 155L135 151ZM56 151V150H55ZM60 151V150H59ZM85 151V150H84ZM108 151H112L111 149L108 150ZM154 151V152H153ZM215 151H219V153H222V155L219 154L218 155H213L212 153H214ZM226 151V150H225ZM231 151V152H232ZM17 152V150H16ZM32 152V151H31ZM49 152V151H48ZM63 152V150H62ZM62 152H61V157H62ZM80 150H79V154L81 153ZM95 152V151H94ZM93 152V153H94ZM147 152V150H146ZM244 152H246V155L249 159V161L247 162H244V161H239L238 158H240L241 156H243L242 154H244ZM22 153V154H23ZM26 153H28L26 151ZM33 153V152H32ZM37 153V151H36ZM35 153V154H36ZM60 153V152H59ZM96 153V152H95ZM99 153V154H100ZM111 153V152H110ZM145 153V152H144ZM151 153V154H152ZM226 153V152H225ZM230 153V152H229ZM71 154V152H70ZM108 154V153H107ZM128 154V153H127ZM146 154V153H145ZM148 154V152H147ZM29 155V154H28ZM27 155V157H28ZM58 155V154H57ZM104 155V154H103ZM130 156V154H128ZM144 155V157H143ZM240 155V156H239ZM68 155H66V158H67ZM79 156V155H78ZM97 156L96 154H94V161L96 162V159H97ZM105 156V155H104ZM103 156V157H104ZM128 156V157H129ZM131 156L129 158H131ZM147 156V155H146ZM149 156V154H148ZM32 157H33V154H32ZM38 157V158H39ZM56 157V156H55ZM74 157V155H73ZM72 157V158H73ZM81 157V156H80ZM93 157V155H92ZM127 157V158H128ZM60 158V156H59ZM59 158H57V161L59 162H56L55 164H57V167L56 169L58 170V172H61L62 174L66 173V174H71L70 171H67V168H66V164H68V161L70 160L71 161V157L68 156V158L66 159V162H63L62 160H59ZM75 158V157H74ZM78 158V157H77ZM102 158V157H101ZM126 158V159H127ZM148 158L146 157L145 159L146 160H143V162L141 161H137V167H140L142 165V163H144L145 161L148 160ZM210 158H212V160H210ZM244 158V157H243ZM35 159V157L33 158ZM89 159V160H88ZM222 159V160H221ZM242 159V158H241ZM38 160V159H37ZM43 160V159H42ZM51 160V164H50V161ZM74 160V159H73ZM92 160V159H91ZM102 160V159H101ZM220 161H223V162H220L221 164H225L224 165V169L220 172L218 170L219 166H218V162ZM244 160V159H243ZM247 160V159H246ZM45 161V162H44ZM44 164L46 163V159L44 160ZM79 161V162H80ZM106 161V159H105ZM113 161V159H112ZM130 161V159H129ZM39 162V161H38ZM42 162V161H41ZM72 162V161H71ZM69 162V163H71ZM77 162V160L75 161V163ZM101 162V161H100ZM237 162V166H235V171H233V173H229L228 172V169H230V167L232 168L234 163ZM48 163L50 164V166L48 165ZM75 163H72V168L74 166ZM91 164L92 161H90ZM103 163H104V160H103ZM219 163V164H220ZM247 163V164H246ZM39 164V163H37ZM89 164V163H88ZM96 164V163H94ZM93 164V166H94ZM141 164V165H140ZM144 165V171L142 170L143 173H147L148 169L145 170V167L147 166ZM227 164V165H226ZM77 165H80L77 164ZM82 165V166H83ZM135 165V168H136V164L134 163ZM107 166V164H106ZM133 166V165H131ZM181 167L183 168L184 170H186L187 172L185 173L187 175V173H189L188 171H191V174L193 176V180L192 178H190L192 180V182L194 183L193 184V189L195 190V188L198 186L199 188L202 187V186H206L207 189L209 191H211V195L209 196H198L200 197V199L194 203H190L186 200L185 201H180V198L178 195H174L173 196V191L172 189H174L172 187L171 191L172 193H170V196L169 198H171L173 200V205H171L172 207L169 208V209H166L164 207V202H166L168 200V194H166L164 197H163V194H162V188H161V185L163 186H166L168 183H171V181L173 180V178L176 180L177 178V170L176 169H179L178 167ZM42 167V166H41ZM49 167H51L49 169ZM69 167V165H68ZM80 167V166H79ZM78 167V169H79ZM153 167V166H152ZM45 168V166L43 167ZM81 168V167H80ZM127 168V167H125ZM142 168V166H141ZM155 168V167H153ZM152 168V169H153ZM180 168V169H181ZM232 168L231 171L234 169ZM76 169V168H75ZM105 170L106 167L104 165V167L102 168V170ZM109 169V170H110ZM120 169V166L119 168ZM117 169V170H118ZM81 170V169H80ZM79 170V171H80ZM95 170V169H94ZM107 170H108V167H107ZM151 170V169H150ZM149 170V171H150ZM52 171V170H50ZM75 171V170H74ZM73 171V172H74ZM82 171V170H81ZM80 171V173H81ZM106 171V170H105ZM174 171L176 172L175 174L177 175H173ZM104 172V171H103ZM109 172V171H108ZM126 172V170H125ZM130 172V171H129ZM140 172V173H142ZM53 173H55V171H53ZM98 173V174H97ZM206 175H205V174ZM57 174V173H56ZM55 174V176H57ZM75 174V173H74ZM98 176H97V175ZM104 174V173H103ZM149 173H147L148 175ZM180 174V173H179ZM82 175H80L82 177ZM144 176H147L145 174H143ZM182 175V174H181ZM61 174L58 176V178H61L60 177ZM176 176V178H175ZM180 176V175H179ZM178 176V177H179ZM64 177V176H63ZM67 177V175L65 176V178ZM78 177V176H77ZM112 177V180L115 182L113 183V181L110 179ZM143 177V176H142ZM153 177V179H152ZM245 178L247 179V181L244 180V184L241 183L239 185V183H236V179H239V182L242 178ZM64 178V179H65ZM217 178V180H216ZM219 178V179H218ZM62 179V178H61ZM70 179V177H69ZM190 180V181H191ZM220 180V181H219ZM236 180V181H235ZM71 181V180H70ZM230 181V183H228ZM242 181V180H241ZM73 182V181H72ZM71 182V183H72ZM144 182V181H143ZM226 182H227V186H229L228 184H231L230 187H227L226 190L222 193V191L220 192L219 190V186L222 188L221 185H226ZM238 182V181H237ZM243 182V181H242ZM63 184H65L63 182ZM70 184V182H69ZM74 184V183H73ZM80 184V183H79ZM127 185L126 188H130L131 189H127L128 193L124 192L121 188H122V185ZM173 184V183H172ZM192 184V183H191ZM237 184V186L235 185ZM121 185V186H120ZM154 185V184H153ZM72 186V185H70ZM74 186V185H73ZM162 186V187H163ZM76 187V185H75ZM81 187H86V186H82ZM179 187V186H178ZM190 187V186H189ZM188 187V188H189ZM195 187V188H194ZM95 188V187H94ZM124 188V187H123ZM136 190L135 192L133 191V189ZM142 188V187H140ZM164 188H168L167 187H164ZM176 188V187H175ZM191 189V188H190ZM191 189V190H193ZM211 189V190H210ZM79 190V189H78ZM91 190V189H90ZM98 190V189H97ZM177 190V188H176ZM190 190V191H191ZM222 190V189H221ZM85 191V190H84ZM83 191V193H84ZM95 191V189H94ZM98 191V192H99ZM170 191V192H171ZM186 191V190H185ZM189 191V189H188ZM207 190H205L206 192ZM141 192V191H140ZM149 192V191H147ZM145 191V193H147ZM168 192V191H167ZM175 192V191H174ZM64 192H62V195H63ZM112 193V192H111ZM110 193V195H112ZM203 193V192H202ZM61 194V193H60ZM65 194V193H64ZM99 194V193H98ZM185 194V193H184ZM183 194V195H184ZM209 194V193H207ZM45 195V194H44ZM92 195V193H91ZM108 195V196H110ZM129 195V196H127ZM148 195V194H147ZM205 195V193H204ZM51 196V195H49ZM96 197V196H95ZM113 197V196H112ZM111 197V198H112ZM117 197V196H116ZM117 197V198H119ZM46 198H47V194H46ZM106 198V197H103V199ZM48 199V198H47ZM72 199H73V196H72ZM110 199V198H109ZM198 199V198H197ZM113 200H115L113 198ZM170 200V201H172ZM184 200V199H183ZM75 201V200H74ZM77 201V200H76ZM75 201V202H76ZM78 201H81L78 200ZM109 201V200H108ZM161 201H163V203H161ZM101 202V201H100ZM117 202V201H116ZM84 203V202H83ZM90 203V202H89ZM108 203V202H107ZM167 203V202H166ZM165 203V204H166ZM96 205V204H95ZM128 206V204H127ZM241 206L242 207H245L247 208V211L245 214H241V211L243 212L244 210H246L245 208H243L244 210L241 209ZM101 208V207H100ZM47 209V208H46ZM46 209L45 210V213H46ZM131 209V208H129ZM127 208V210H129ZM6 210V209H5ZM43 210V211H44ZM97 210V208H96ZM49 212V211H47ZM129 212V211H128ZM35 213H38L35 211ZM42 213V212H41ZM58 213V211H57ZM49 214V213H48ZM46 213V215H48ZM50 214H54V215H57L56 212L54 213L53 210H52V213L50 212ZM131 214V213H130ZM133 214V213H132ZM1 215V214H0ZM44 214V216H46ZM133 215V216H134ZM43 216V214L41 215ZM93 216V214H92ZM91 216V217H92ZM100 216V215H99ZM2 216H0V219H1ZM31 217V216H30ZM47 217V216H46ZM52 217V216H51ZM95 217V216H93ZM48 218V217H47ZM46 219V218H45ZM7 222L9 220H6ZM144 221V222H145ZM2 222V220H1ZM5 222V221H4ZM3 222V223H4ZM235 222H237V225L239 227V229L237 230H240L239 232L237 231V233L239 235H237V238L240 236V234H242V236H240V239L236 238V236H234L233 234H236L235 233V230H236V227L237 225H235ZM131 223V221H130ZM201 223H205L204 226L201 225ZM12 225V224H11ZM1 226V225H0ZM16 227V226H15ZM237 227V228H238ZM17 228V227H16ZM131 230H135L134 228H131ZM67 231V230H66ZM65 231V232H66ZM69 233V232H68ZM25 236V235H24ZM235 239V242L240 240V242H238L237 244H233L231 243V239H233L234 237ZM34 237V236H33ZM26 238V236H25ZM262 239V241H260ZM52 240V238H51ZM233 240V241H234ZM232 241V242H233ZM36 243H39V242H36ZM41 244V243H40ZM43 244V243H42ZM44 245V244H43ZM41 246V245H40ZM47 246V245H45ZM38 247H39V244H38ZM37 247V248H38ZM42 247V246H41ZM44 248V247H43ZM54 248V247H53ZM52 248V249H53ZM56 248V246H55ZM1 249V248H0ZM62 249V248H61ZM258 250L260 249L258 252H253V250ZM42 250V249H41ZM206 250H211V252H207ZM1 251V250H0ZM36 251V250H35ZM44 250H42L43 252ZM57 252H58V248H57ZM1 253V252H0ZM47 253V252H46ZM101 253V251H100ZM105 253V252H104ZM40 254V253H39ZM58 254V253H57ZM4 255V253H3ZM6 255V254H5ZM56 255V254H55ZM61 255V254H60ZM94 255V254H93ZM106 255H109L108 253ZM35 256V255H34ZM57 256V255H56ZM95 256V255H94ZM113 255H111L112 257ZM2 257V256H1ZM46 257V256H45ZM60 257V256H59ZM104 257V256H103ZM4 258V257H3ZM2 258V259H3ZM82 258V257H81ZM80 258V260H81ZM88 258V255L87 257L85 258L83 256V259H86ZM101 258V256H100ZM1 259V260H2ZM6 259V258H5ZM92 259V258H91ZM103 259V258H102ZM106 259V258H105ZM49 261V259H46ZM75 260V259H74ZM107 260V259H106ZM105 260V261H106ZM14 261V260H13ZM12 261V262H13ZM56 257L54 256V260H53V257L51 258V261L50 264H56ZM60 262V258L58 260ZM76 261H79V257H78V260ZM74 261V262H76ZM88 261V260H87ZM86 261V262H87ZM99 261V260H98ZM96 261V262H98ZM104 261V260H103ZM6 262H8L6 260ZM11 260L9 261V264H10ZM23 262V261H22ZM48 262V263H49ZM72 262V261H71ZM90 262V259L89 261ZM101 262V261H100ZM108 262V260L106 261ZM15 263V261H14ZM47 263V264H48ZM123 263V260L121 261V258L120 257H115V258H111L109 263L108 264H121ZM6 264V263H5ZM13 264V263H12ZM15 264H22L20 262H16ZM24 264V263H23ZM59 264V263H57ZM61 264V263H60ZM62 264H64V262H62ZM72 264V263H71ZM75 264V263H74ZM77 264V263H76ZM106 264V263H105Z\"/></svg>",
  "mask_w": 264,
  "mask_h": 264
}]
</instances>
